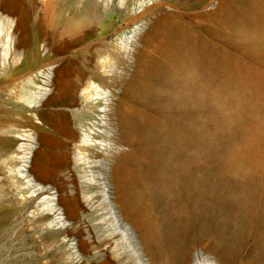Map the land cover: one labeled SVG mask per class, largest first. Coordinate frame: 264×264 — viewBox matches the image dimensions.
<instances>
[{
    "label": "rangeland",
    "instance_id": "374dc122",
    "mask_svg": "<svg viewBox=\"0 0 264 264\" xmlns=\"http://www.w3.org/2000/svg\"><path fill=\"white\" fill-rule=\"evenodd\" d=\"M243 2L11 0L25 17L26 44L20 47L21 61L13 64L9 58L0 66V264H92L94 253L106 255L118 235L102 231V219L110 215L105 182L121 152L128 154L126 195L152 234H161L179 214L188 226L190 262L197 251L202 263L215 255L222 264H264L257 260L264 237V142L258 151L252 149L255 142L264 141V17L259 23L241 21L236 11ZM12 7L0 0L4 14ZM204 48L249 67L246 97L251 105L237 102L225 90L242 80L238 65L231 72V84L193 75L185 62L187 50L199 53ZM62 63L68 68V90H57L54 75L47 82L41 73ZM88 81L92 89L83 98L80 85ZM31 94L35 102L19 98ZM52 109L67 113L63 120L75 133V143L84 132L94 142L85 144L82 155L70 154L66 165L45 181L50 189L21 205L17 199H23V192L14 194L9 180L14 172L8 169L22 164L25 154L19 146L28 147L38 131L35 126L46 125L42 120ZM230 121L236 124L237 136L214 149L209 141ZM243 179L256 188L258 204L242 236L230 242L220 204L228 199L246 209L239 199L246 194L238 183ZM201 183L209 185L207 192L193 195ZM53 190L73 200V213L64 227H38L41 215L30 211ZM152 194L164 197L165 204L156 205ZM209 206L211 215L205 212ZM223 240L235 249L236 258L229 254L223 259L218 251ZM81 241L87 263L71 248ZM135 255L113 259L114 264H140Z\"/></svg>",
    "mask_w": 264,
    "mask_h": 264
},
{
    "label": "bare ground",
    "instance_id": "6f19581e",
    "mask_svg": "<svg viewBox=\"0 0 264 264\" xmlns=\"http://www.w3.org/2000/svg\"><path fill=\"white\" fill-rule=\"evenodd\" d=\"M10 3L11 0H5V5L12 7V3ZM235 8L238 9L239 6ZM4 9H7V7H4ZM8 11V14H4L0 11V66L1 63L3 65L9 63V58H11L13 64L21 61L23 51L20 47L26 44V39L22 33L25 17L20 14L16 6ZM236 12L240 14V17L242 18L241 21L244 23H250V21L259 23V19L264 17V0H244L243 4ZM166 17L168 18V15L163 18ZM234 17L236 18V15ZM14 42L16 43L14 44ZM177 45H179V43L176 44V46ZM204 50L205 48L200 50L199 53L193 49L187 50L185 62H187L190 69L193 70V75H202L203 78L218 81L222 85L228 83L231 84V72L235 73L237 71L236 67L239 62L231 60L226 53L217 51L215 55H212L211 53L206 52L207 50ZM67 70V65L62 63L57 65L55 69L49 67L46 72L41 71V73L46 76L47 82L51 81V76L52 74L54 75L52 83L57 90H68L71 86L65 79ZM239 70L241 71L242 80L234 86L235 88L233 90L229 87L230 85H226V89H224L229 95L235 98L237 102L239 101L245 105H251L249 99L246 97L247 91L250 90V84L247 82L248 76L246 75L248 74L249 67L240 63ZM31 79L32 76L28 77V81ZM91 84L92 83L88 81L80 85L83 91V98L88 97V94L92 89L89 87ZM45 90L47 89L39 90L38 92H40V95L38 96L44 94ZM33 96L34 95L31 94V97L28 96L24 98L20 95L19 98H23L30 103L32 101L35 102L34 99H32ZM38 98L36 97V99ZM69 111L71 112V110ZM66 114L67 113H63L58 109V111L55 110L51 112L50 115L45 116V119L42 121L51 131L45 133L42 129L43 125H36L35 127L38 131L31 136V142L28 147L26 148L23 144L19 146L23 149L25 158L23 159L22 164L15 170L9 168L8 171L11 173L14 172L13 175L9 176V180L15 191L14 194L16 195L19 192H23V199H17V202L21 205L33 203L36 197L49 188L46 186L45 181H49L61 167L66 165L71 153L82 155L83 150L85 149V144H90L89 141L94 142L93 138L90 137L87 132H84L80 136V139L78 138L79 143H75L74 139L77 138L75 137V133L68 129L63 120L66 118ZM57 134H63L70 137L71 141L68 143L62 142ZM232 136H237V127L233 121H230V123L228 122L226 124L224 131L218 135L217 138L209 141V144L214 149H222L227 144L228 139ZM263 142L264 141L262 140L255 142L252 149L258 151L257 149L262 147ZM36 145L38 146L37 148H35ZM64 147H67V149L64 151L60 150ZM55 149L58 150L55 151ZM10 158H12V156H10ZM127 159L128 154L126 152L119 153L112 167L108 171L109 179L107 178L105 182V192L108 196L106 197L110 215L108 218L102 219L104 221V223H102V226L104 227L102 231L106 232V234L111 237L116 234L118 235V238L114 240L112 246L110 244L111 247L109 251L105 252L107 256L101 251L94 253L91 257L93 260L92 264H114L113 259L120 260V256L121 258H127L131 255V252L136 253L134 256L135 260L140 261V264H222L221 260L215 255H208L204 263L200 262L198 257L193 258L192 262L189 261L190 247L189 244H186L188 226L186 220L179 214H175L171 217L170 222L161 234L154 235L151 233L145 217L132 207L129 198L126 195L124 175L127 169ZM60 172L61 171H59V173ZM238 183L242 188L246 189L244 197L240 198L238 196L240 200L246 203V209L243 207V210H241L240 204H236L228 199H225L220 204L221 218L223 215L225 222L228 223L231 230L230 237L227 239L230 242H232V240H229L231 237L234 240L239 239L242 236V231L247 228L249 223V215L258 204L256 188L249 184L247 179H243ZM208 186L209 185L201 183L200 188L193 190L192 192L190 190L193 189L194 186H192V188L188 189V192H192V194L195 192L199 197L207 192ZM27 191H29V195L25 196L24 192ZM80 193H82L81 190ZM34 195H36V197H33ZM152 197L156 205L165 204L164 197L161 196L158 198L153 194ZM72 205V199L61 196L57 190H53L43 196L39 201L35 202L30 214H32V216H35L36 214L41 215L42 222L37 223L38 227H41L42 225L64 227L69 222L67 219L68 216L73 213ZM212 210L213 208L211 206L205 208V212L209 215H211ZM45 212L50 213L52 216H50V218L43 217ZM220 244L222 248L218 251L223 255V259L227 260L226 257L229 256V254L235 255L236 258V251L229 243L227 244V242L223 240ZM84 245L85 243L82 241L79 242V244L73 242L71 243V248L74 249V254L79 256V259H82L87 263L89 259H84L80 252ZM257 251V260L264 263V237L259 241Z\"/></svg>",
    "mask_w": 264,
    "mask_h": 264
},
{
    "label": "water",
    "instance_id": "95a60500",
    "mask_svg": "<svg viewBox=\"0 0 264 264\" xmlns=\"http://www.w3.org/2000/svg\"><path fill=\"white\" fill-rule=\"evenodd\" d=\"M55 110L58 111V109H52V112L55 111ZM42 129H43V131H44L45 133H49V132H50V128H49L47 125H43V126H42ZM197 254H198L197 251H195V252L193 253V258L197 257Z\"/></svg>",
    "mask_w": 264,
    "mask_h": 264
}]
</instances>
